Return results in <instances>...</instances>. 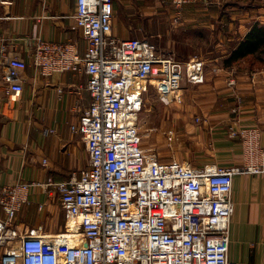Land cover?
I'll list each match as a JSON object with an SVG mask.
<instances>
[{
    "label": "built area",
    "instance_id": "built-area-1",
    "mask_svg": "<svg viewBox=\"0 0 264 264\" xmlns=\"http://www.w3.org/2000/svg\"><path fill=\"white\" fill-rule=\"evenodd\" d=\"M195 1L170 3L179 14ZM75 6L84 55L72 44L38 40L30 63L43 77L84 71L91 102L70 129L82 140L88 167L67 181H15L0 188L1 264H241L228 258L232 183L238 175L264 173L259 130L229 127L227 137L241 143L243 159L232 168L161 161L149 153L140 126L147 85L152 82L161 101H169L185 84H203L206 65L179 61L144 39L113 36L112 0H75ZM26 66L0 36V77L7 89L23 91ZM173 134L169 130L167 139ZM32 187L58 196L67 227L70 222L74 228L54 235L28 226L18 237L13 222Z\"/></svg>",
    "mask_w": 264,
    "mask_h": 264
},
{
    "label": "crops",
    "instance_id": "crops-1",
    "mask_svg": "<svg viewBox=\"0 0 264 264\" xmlns=\"http://www.w3.org/2000/svg\"><path fill=\"white\" fill-rule=\"evenodd\" d=\"M112 5L116 38L144 39L179 61L200 59L207 68L220 69L205 77L208 89L199 108L203 118L197 117L200 149L193 150L194 166L242 163L241 143L227 137L231 126L259 130L264 149V66L251 69L248 60L226 64L249 30L264 25V0H196L179 14L170 0H112ZM75 8V0H0V36L27 64L21 93L7 89L0 77V188L15 181H67L88 167L82 140L70 129L91 102L84 71L43 77L30 63L38 40L72 44L84 55L72 18ZM232 191L228 258L264 264V173L235 176ZM62 222L58 196L32 187L13 228L18 237L28 226L56 235L63 231ZM2 254L0 249V259Z\"/></svg>",
    "mask_w": 264,
    "mask_h": 264
},
{
    "label": "rangeland",
    "instance_id": "rangeland-1",
    "mask_svg": "<svg viewBox=\"0 0 264 264\" xmlns=\"http://www.w3.org/2000/svg\"><path fill=\"white\" fill-rule=\"evenodd\" d=\"M159 51L164 50L157 44ZM214 68H206L210 77L215 76ZM204 84L191 86L185 84L182 92L169 95V101L162 102L159 93L150 82L147 85V92L144 95V104L141 110L140 126L143 135L142 146L155 154L161 161L176 160L181 162H191L193 160V150H199L197 117L203 118L199 108L205 103L204 95L208 89ZM208 85H210L208 83ZM178 97V98H174ZM173 131V138L167 139V132ZM67 222L63 216L62 228L64 232Z\"/></svg>",
    "mask_w": 264,
    "mask_h": 264
},
{
    "label": "trees",
    "instance_id": "trees-1",
    "mask_svg": "<svg viewBox=\"0 0 264 264\" xmlns=\"http://www.w3.org/2000/svg\"><path fill=\"white\" fill-rule=\"evenodd\" d=\"M264 25H254L243 41L230 53L226 64L238 60H248L251 69L264 66Z\"/></svg>",
    "mask_w": 264,
    "mask_h": 264
},
{
    "label": "bare ground",
    "instance_id": "bare-ground-1",
    "mask_svg": "<svg viewBox=\"0 0 264 264\" xmlns=\"http://www.w3.org/2000/svg\"><path fill=\"white\" fill-rule=\"evenodd\" d=\"M67 228H72L73 229L74 227H72L71 223L68 222V227ZM78 242L81 243V244H84L82 240H78Z\"/></svg>",
    "mask_w": 264,
    "mask_h": 264
}]
</instances>
